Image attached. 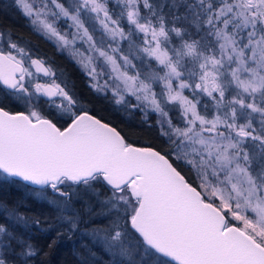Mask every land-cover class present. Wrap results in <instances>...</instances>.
<instances>
[{
    "label": "snow or ice",
    "instance_id": "obj_1",
    "mask_svg": "<svg viewBox=\"0 0 264 264\" xmlns=\"http://www.w3.org/2000/svg\"><path fill=\"white\" fill-rule=\"evenodd\" d=\"M7 9L164 146L130 140L0 23V188L52 213L0 197V264L42 256L41 224L77 237V264H264V0H0Z\"/></svg>",
    "mask_w": 264,
    "mask_h": 264
},
{
    "label": "trees",
    "instance_id": "obj_2",
    "mask_svg": "<svg viewBox=\"0 0 264 264\" xmlns=\"http://www.w3.org/2000/svg\"><path fill=\"white\" fill-rule=\"evenodd\" d=\"M4 2L6 3L7 0H4ZM0 23L10 26L16 33L29 39L39 49L41 54L55 60L56 65L70 78L75 89L83 93L87 100L91 101V106L100 115H103L105 118L111 120L113 124L124 129L125 134L130 140L138 144L152 143L157 147L164 146L162 139L157 135L155 127L142 125L140 117L137 114L108 111L106 102L92 94L78 66L66 57L57 54L51 43L45 41L39 35L32 34L27 26V22L17 12L7 9L5 12L0 13ZM2 99L3 97L0 96V100ZM5 104L11 111L18 110L17 106L11 101H5ZM0 197L22 204V211H25L26 215L35 219L43 220L45 217H52V213L47 210L46 203L34 195L27 193L24 189L15 186L0 188ZM44 228H47V226ZM40 229L42 227L33 228L32 235L35 244L43 250L44 254L33 261V264H77V260L73 254L74 250L79 247L75 235L68 237L65 234V238L57 240L54 234L41 231ZM98 258L101 257L98 256Z\"/></svg>",
    "mask_w": 264,
    "mask_h": 264
},
{
    "label": "rangeland",
    "instance_id": "obj_3",
    "mask_svg": "<svg viewBox=\"0 0 264 264\" xmlns=\"http://www.w3.org/2000/svg\"><path fill=\"white\" fill-rule=\"evenodd\" d=\"M46 203V202H45ZM42 226H40V227H42V228H44V227H46L47 225L46 224H41Z\"/></svg>",
    "mask_w": 264,
    "mask_h": 264
}]
</instances>
